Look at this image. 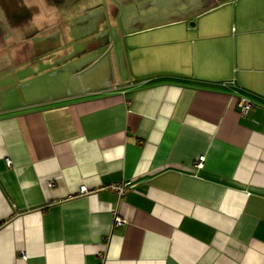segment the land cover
<instances>
[{"label":"crops","instance_id":"1","mask_svg":"<svg viewBox=\"0 0 264 264\" xmlns=\"http://www.w3.org/2000/svg\"><path fill=\"white\" fill-rule=\"evenodd\" d=\"M148 2L0 6V264H264V0Z\"/></svg>","mask_w":264,"mask_h":264},{"label":"rangeland","instance_id":"2","mask_svg":"<svg viewBox=\"0 0 264 264\" xmlns=\"http://www.w3.org/2000/svg\"><path fill=\"white\" fill-rule=\"evenodd\" d=\"M106 1H107L106 8L109 11H111L112 5H116V6L119 7L120 10H123L125 13L126 12H131L133 9H134V12H137V9H136L135 4H134V0H106ZM129 1H132L133 9L131 7L132 4H131V2L129 3ZM190 1L191 0H188V3H185V2H181L180 0H149V2H148L149 5L147 6V4L141 3L138 11L141 14H144V12H147V10H149V11H159L160 9H163L165 6H166L167 10L172 9V8L174 9V7L176 9H178V8L185 9V8L190 6V4H191V3H189ZM128 4L131 5V6H129ZM143 5L147 6L146 7L147 10L144 9ZM103 7H104V4H103ZM103 7L99 8V10L105 16V10H104ZM124 20H126V18H124ZM34 22H35L36 27H39V28H42L43 26H52L54 24L53 21H43L42 19H40L36 15H35ZM105 23H106V21H105ZM105 23L102 22L101 26H104ZM111 27L115 28L114 25H111ZM102 37H103L104 40H106V36L104 34L102 35Z\"/></svg>","mask_w":264,"mask_h":264},{"label":"built area","instance_id":"3","mask_svg":"<svg viewBox=\"0 0 264 264\" xmlns=\"http://www.w3.org/2000/svg\"><path fill=\"white\" fill-rule=\"evenodd\" d=\"M237 107L241 114L246 115L252 110V103L246 98H238ZM204 157H198L197 163L195 164L196 168L200 169L202 167ZM6 164L10 166V161L6 159ZM134 185L131 182H120L115 184L104 185L101 187V190L110 191L114 193L119 199H121ZM93 192L89 191L85 185H82L78 189V195H92ZM113 224L122 225L123 220L117 215V212H113Z\"/></svg>","mask_w":264,"mask_h":264},{"label":"water","instance_id":"4","mask_svg":"<svg viewBox=\"0 0 264 264\" xmlns=\"http://www.w3.org/2000/svg\"><path fill=\"white\" fill-rule=\"evenodd\" d=\"M18 0H0V6L6 5V4H10L13 2H17Z\"/></svg>","mask_w":264,"mask_h":264}]
</instances>
